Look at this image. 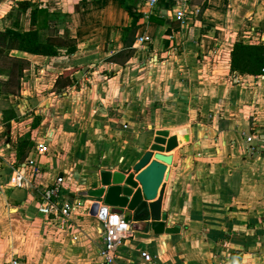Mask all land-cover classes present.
<instances>
[{"label":"crops","instance_id":"1","mask_svg":"<svg viewBox=\"0 0 264 264\" xmlns=\"http://www.w3.org/2000/svg\"><path fill=\"white\" fill-rule=\"evenodd\" d=\"M133 1L143 17L119 63L131 18L118 0H0V31H28L39 9L43 41L50 28L77 46L0 60V264H105L90 207L102 199L85 194L102 172L131 174L159 131L177 139L164 232L132 222L115 264H147L142 253L148 264H264V73L230 69L235 43L264 44V0ZM16 169L21 188L9 186ZM60 176V201L81 203L66 222L38 212Z\"/></svg>","mask_w":264,"mask_h":264},{"label":"water","instance_id":"2","mask_svg":"<svg viewBox=\"0 0 264 264\" xmlns=\"http://www.w3.org/2000/svg\"><path fill=\"white\" fill-rule=\"evenodd\" d=\"M176 145L177 139L169 137V132L159 131L150 150L135 164L131 174L102 172V187L85 196L102 199L104 207L123 214L126 222L138 227L145 228L151 220L153 231L163 233L167 219L166 214H161L163 183L168 178V166L172 164V156L166 153ZM99 207V202H95L91 214H96Z\"/></svg>","mask_w":264,"mask_h":264},{"label":"trees","instance_id":"3","mask_svg":"<svg viewBox=\"0 0 264 264\" xmlns=\"http://www.w3.org/2000/svg\"><path fill=\"white\" fill-rule=\"evenodd\" d=\"M123 8L128 12L131 23L122 29L123 50L113 60L119 63H126L134 54L133 44L135 42L138 23L143 15L137 11L133 0H118ZM21 10L30 8V3H19ZM39 9L32 11L31 28L28 31H19L18 29L6 28L0 31V60L4 62L12 60L5 58L7 51H22L36 56L57 57L63 55H73L76 50V42L66 38L53 29L48 30L46 40L41 39L40 30L37 27L36 20ZM231 72L241 75H260L264 73V44L249 45L243 42L234 44L230 55ZM71 73H66L68 78Z\"/></svg>","mask_w":264,"mask_h":264},{"label":"built area","instance_id":"4","mask_svg":"<svg viewBox=\"0 0 264 264\" xmlns=\"http://www.w3.org/2000/svg\"><path fill=\"white\" fill-rule=\"evenodd\" d=\"M160 1L161 0H142V3L150 9H156ZM196 13H198V11ZM176 18L178 21L184 22L187 18L186 12L179 11ZM144 40L149 41L148 38H138L137 42L141 43ZM1 118L2 115L0 113V120ZM37 151L42 154L45 153L46 149L44 146L40 145L37 147ZM33 164L34 162L30 160L29 165ZM24 182V175L19 171V169L14 170L11 175L9 186L11 188H21ZM63 185L64 178L60 176L55 180V183L51 187L43 191L38 208V212L41 215L65 222L70 219L75 207L81 203H79V201L76 203L61 202L60 198ZM93 204L90 207H92ZM99 204L100 207L95 215L102 223L101 234L104 241L102 256L105 264H115L119 248L125 240L131 237L132 222H126L123 214L114 211L110 207H104L102 202L99 201ZM141 257L147 264L153 261L152 256L147 253H142ZM10 264H19V262L17 260H13Z\"/></svg>","mask_w":264,"mask_h":264}]
</instances>
